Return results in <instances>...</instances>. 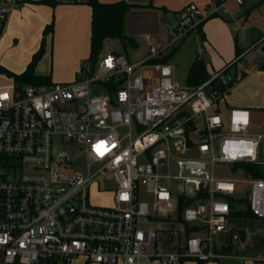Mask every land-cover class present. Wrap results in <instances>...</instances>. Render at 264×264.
<instances>
[{
	"label": "built area",
	"instance_id": "built-area-1",
	"mask_svg": "<svg viewBox=\"0 0 264 264\" xmlns=\"http://www.w3.org/2000/svg\"><path fill=\"white\" fill-rule=\"evenodd\" d=\"M228 13L223 1L213 0L206 13L187 5L166 26L169 44ZM5 16L1 8L2 22ZM146 39L141 63L109 53L84 61L73 82L0 91V264L216 260L222 255L214 252V235L226 232L231 204L240 209L241 185L252 215L264 219V180L237 168L264 166V130L250 131L247 108L222 107L236 77L221 68L197 86L181 85L173 67L159 61L165 48ZM65 147L84 158V171L74 169ZM216 165L245 179L219 178ZM107 195L112 204L95 202ZM162 222L183 234L165 255L155 247L162 230L150 227ZM240 240L231 230L220 247Z\"/></svg>",
	"mask_w": 264,
	"mask_h": 264
},
{
	"label": "crops",
	"instance_id": "crops-1",
	"mask_svg": "<svg viewBox=\"0 0 264 264\" xmlns=\"http://www.w3.org/2000/svg\"><path fill=\"white\" fill-rule=\"evenodd\" d=\"M39 1L42 0H0V9L6 10L0 33V68L10 73L9 69L17 70L18 74L24 72L41 45L44 29L52 23L53 32L45 37L44 53L34 69V74L48 76L52 83L73 82L77 79L81 65L87 60L90 52L89 0H55L54 6L39 4ZM98 1L101 3L125 1L134 6L125 24V33L131 38L138 35L135 28L139 22L151 20L150 22L157 26V23L164 18L176 19L177 14L189 4H194L200 11L206 13L213 3V0ZM221 1L225 2L229 13L222 17L211 19L209 18L212 16L208 17L203 21L205 23L202 27L206 38L202 47L205 54H209L212 58L211 67L206 64L204 57H199L202 58L206 72L210 75L234 59L235 46L237 47L241 53L240 60L230 69L237 81L226 95L222 107L224 109L247 108L252 124L250 131L261 132L259 130L264 126V70L260 69V66L264 64V0L245 2L244 5L239 6L244 7L241 11L236 9L238 5L233 0H217V2ZM256 3L259 4L256 5ZM254 15L260 17L257 22L251 20ZM0 22L2 24L1 19ZM192 32L194 31H190L185 39ZM156 35L157 33L155 35L146 33L145 36L146 38L150 36L153 40V38L156 39ZM108 43L121 48L129 62H134L132 64H138L147 59H131L119 40L106 39L103 47ZM108 52L123 55L116 49ZM251 57H254L252 63L249 60ZM236 90L242 91L243 94L233 95ZM251 218L254 219L247 218L243 221L239 219L238 221H241L239 227L232 228V230L243 231L245 237L240 245L231 249L229 257L231 254L244 250L249 239L254 236L258 239L257 246L264 248V219ZM161 226L156 224L153 228H161ZM219 259L212 261L220 264ZM78 260L80 259L76 261Z\"/></svg>",
	"mask_w": 264,
	"mask_h": 264
},
{
	"label": "rangeland",
	"instance_id": "rangeland-1",
	"mask_svg": "<svg viewBox=\"0 0 264 264\" xmlns=\"http://www.w3.org/2000/svg\"><path fill=\"white\" fill-rule=\"evenodd\" d=\"M259 3H256L258 5ZM244 7L237 6V10L241 11ZM220 18V17H219ZM260 17L258 15H254L251 17V20L253 22H257ZM151 20H146L143 23L138 24L136 26L135 30L137 31L138 35L136 37H132L135 43V47L129 45L128 43L125 45L126 52L128 53V56L133 58L134 60H141L144 58H148V51H149V44L146 39V33H150L152 35H156V39L153 38L155 45L159 47L165 48V54L168 56L173 48H175L177 45H179L182 41H177L175 44L171 45L169 44L170 40L167 34L166 26H170L174 21V17L172 18H164L160 20L157 23V26L153 25ZM1 22H0V28H1ZM196 29V28H195ZM191 34H189L184 42L181 44V46L178 48L177 52L168 60V64L173 67L174 70V77L175 80L178 81L181 85H184L186 83V76L188 69L191 65V63L197 58V56H202L206 60V64L210 66V61L212 60L211 56L209 54H205L203 49V41H201L199 35L193 30ZM240 35V34H239ZM241 37V36H240ZM116 49L117 51H121V53L126 56L125 52L121 50L118 46H114L113 43L105 44L102 48L103 52L101 51V54L99 57H102L106 54H109L110 50ZM127 57V56H126ZM128 58V57H127ZM254 57H251L249 60L252 63ZM145 61V60H144ZM162 62H165L163 60H159ZM134 63V62H132ZM213 66H215L213 62ZM13 74H18L17 70H10ZM212 73L209 75L211 76ZM80 76L78 75L77 78ZM15 83L12 77H9L6 74L0 73V91H7L12 92L13 88L15 87ZM243 94L242 91L236 90L233 92V95H241ZM264 130V126L259 131ZM65 151L69 154L70 158L74 160L75 164L74 169L78 171H84V158L79 156L78 152L75 149L67 148L65 147ZM259 161L264 162V140L261 142V145L259 147ZM216 174L219 178H231L238 181H242L245 179L242 172H232L231 168L227 165H216ZM173 173V171H172ZM245 188L244 185L240 186V189H238L239 193L238 196L242 197L244 201L240 205L239 210H245L246 209V199H247V193L243 191ZM99 191H104V189H101ZM95 202L98 203H105L107 205L112 204L113 200L110 196H98L95 199ZM244 219H247L245 217L237 218V217H231L228 220L227 223V230L223 234H215L214 235V241L216 243L214 247V252L217 254L222 255V257L219 259L220 264H264V248H260L258 245V239L256 236L251 237L249 239V242L247 244V247L237 252L236 254H231V257H229V253L226 250H223L220 245L224 244V240L226 237H228L230 231L234 227H239L241 224V221ZM248 219H254V218H248ZM260 219V218H256ZM263 220V219H260ZM143 223V222H141ZM144 224V223H143ZM156 224L150 225V227L153 228V226ZM161 230L157 238L155 240V247L159 255H165L170 254L174 252V248L177 244V242L182 243L183 241V234L181 227L175 223H169V222H162L161 224ZM235 230V229H234ZM166 231V232H165ZM238 231V230H237ZM242 243V241H239V245ZM237 244V245H238ZM236 245V246H237ZM235 246L233 247V249ZM153 243L146 248L147 254H151L154 252ZM235 255V257L233 256ZM216 261H209V262H203L202 264H215ZM71 264H83L81 260H74ZM149 264H155V263H149ZM189 264H197L194 262H191Z\"/></svg>",
	"mask_w": 264,
	"mask_h": 264
},
{
	"label": "trees",
	"instance_id": "trees-1",
	"mask_svg": "<svg viewBox=\"0 0 264 264\" xmlns=\"http://www.w3.org/2000/svg\"><path fill=\"white\" fill-rule=\"evenodd\" d=\"M39 4L44 5H55V0H42L38 2ZM88 5L91 8V24H90V52L87 60L91 61L92 63L95 62L97 57L102 51L103 43L106 39H116L119 40L122 46L125 48V45L128 43L131 46L135 47L134 40L127 36L125 33V24L130 13V10L134 8L130 4H127L125 1H119L115 3H101L98 0H89ZM151 7V6H146ZM218 16H212L211 18H216ZM205 22L200 23L195 32L199 35L201 41H205V34L202 31V27ZM0 33L3 27V22L1 24ZM193 31V30H192ZM53 32V24H49L46 26L43 32V39L41 41V45L37 52L32 56L31 61L27 65L24 72L21 74H12L6 71L3 68H0V73L6 74L9 77H12L14 83L17 86H26V85H46L50 84L51 81L48 76H41L34 74V69L37 63L43 56L44 53V46H45V37L51 35ZM185 38L182 42L177 45L175 48L172 49L170 54L165 57L164 61L168 62V60L177 52L178 48L184 42ZM241 53L235 46V56L234 59L224 65L223 69L230 70L233 65H235L240 60ZM261 70H264V64L260 66ZM209 79V75L206 72V66L201 57L197 56V58L191 63L187 76H186V84L190 86H197L206 80ZM233 87V86H232ZM237 168L241 169L247 175H250L253 178L264 180V166L260 164H240ZM242 200L240 203H242ZM246 202V209L245 210H236L235 211V204H231V209L234 210L232 214L233 218H251L254 217L249 210V206L247 201ZM240 234L241 240L244 239L245 234L243 231H238ZM231 248L226 249L229 251ZM55 264H64L56 262ZM200 264V263H199Z\"/></svg>",
	"mask_w": 264,
	"mask_h": 264
},
{
	"label": "snow or ice",
	"instance_id": "snow-or-ice-1",
	"mask_svg": "<svg viewBox=\"0 0 264 264\" xmlns=\"http://www.w3.org/2000/svg\"><path fill=\"white\" fill-rule=\"evenodd\" d=\"M103 143V142H102Z\"/></svg>",
	"mask_w": 264,
	"mask_h": 264
}]
</instances>
